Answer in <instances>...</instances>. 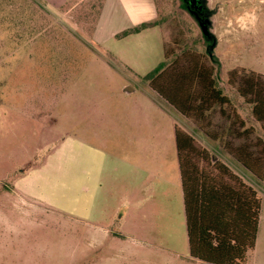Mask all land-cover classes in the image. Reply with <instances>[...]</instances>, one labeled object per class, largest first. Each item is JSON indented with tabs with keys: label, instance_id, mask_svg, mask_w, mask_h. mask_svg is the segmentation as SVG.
Instances as JSON below:
<instances>
[{
	"label": "crops",
	"instance_id": "0c3cea01",
	"mask_svg": "<svg viewBox=\"0 0 264 264\" xmlns=\"http://www.w3.org/2000/svg\"><path fill=\"white\" fill-rule=\"evenodd\" d=\"M98 1L2 0L7 3L1 14L2 34L7 37L0 42H16L17 51L32 52L36 37L47 35L51 52L48 74L43 77L23 71L34 64L32 54L25 55L28 60L25 56L0 60L1 71L9 72L0 78V119L10 120L15 128L11 139L0 141V226L14 230L15 235L2 242L18 244L14 252L21 264L28 252L24 245L34 250L31 244L37 240L38 230L49 237L57 224L68 238L71 226L79 227L81 245L71 255L77 264H117L119 259L131 264L134 254L129 255L127 248L137 250L140 264H148L153 252L177 262L182 258V230L187 238V226L176 145L178 125L174 124L173 132L177 160L171 165L162 160L149 171H137L131 165L119 173L113 158L81 135L64 137L50 148L48 132L65 128L73 114L80 116L81 125L87 122L81 104L78 113L72 110L73 99L83 96L76 90L81 88L83 62L72 59L73 50H80H72L73 30L82 33L91 48L113 54L139 77H146L165 60L156 0H101L97 5ZM96 11L92 22L84 23ZM25 12L31 15L25 16ZM143 24L149 26L121 36ZM152 58H157L154 65L149 64ZM150 65L153 70L142 72ZM41 81L47 84L45 88L38 86ZM123 88L125 94L130 92L128 86ZM148 101L152 103L150 97ZM37 126L47 133H42V142L37 140ZM172 223L177 229L169 236ZM112 225L119 231L112 230ZM132 226L142 228L140 235Z\"/></svg>",
	"mask_w": 264,
	"mask_h": 264
},
{
	"label": "rangeland",
	"instance_id": "374dc122",
	"mask_svg": "<svg viewBox=\"0 0 264 264\" xmlns=\"http://www.w3.org/2000/svg\"><path fill=\"white\" fill-rule=\"evenodd\" d=\"M206 2L208 8L214 11L211 32L217 39L214 51L222 65L220 71L208 54V43L198 22L183 9L181 1L155 2L160 13L158 23L163 28L166 52V66L163 70L165 76L158 84L164 85L172 92L176 88L185 89L183 97L187 94L192 96L189 101L190 116H185L164 99L152 88L151 81L146 77L135 75L113 54L99 48H91L86 44L87 38L73 30L72 50L75 47L80 50H73L72 59L83 62L81 76L79 75L82 84L80 90L79 88L76 90L83 96L80 99H73L72 110L78 113V106L81 104V109L86 111L87 122L81 125L80 116L73 114L72 122L65 128L48 132L51 139L50 148L56 147L64 137L81 135L97 143L109 154L116 163L119 173L127 171L131 165L135 166L137 171H149L156 168L155 165H159L162 160L169 165L177 160L173 132L174 124L178 125L180 130L194 138L200 149L208 153L206 159L201 158L199 154L194 157L199 169L206 170L212 178H223L222 180L232 185L234 181L226 176L222 177L219 173L220 166H225L242 183L257 192L262 202L260 230L257 247L249 254L247 264H264V181H259L242 163L261 169L264 163V122L259 121L253 113L254 105L250 98L254 92L249 94L248 98H244L240 93V89L249 88L246 79L254 82L258 80L264 87V0H206ZM100 3L101 0L96 4ZM6 5L7 3L0 0V40L6 36L2 34L1 20V14L6 12ZM97 5H94L95 10ZM96 13L97 11L92 17L86 18L84 23L86 20L92 22ZM29 14L31 15L28 12L25 16ZM24 21L29 22L27 19ZM106 22L105 18L104 24ZM20 25L23 26L22 23ZM46 36L36 37L32 52H28V49L17 51L16 42L15 44L8 41L0 42V60L21 59L32 54L34 61L32 59L31 61L34 62V66L24 67L23 71L40 77L45 76L48 74V59L51 54L48 51ZM148 55L154 57L150 53ZM23 59L30 58L25 56ZM154 59L149 60V64L154 65ZM151 65L142 72L153 70L154 66ZM9 69L11 68H7ZM139 71L141 72V69ZM199 71L208 73L207 78L212 81V85L209 80L197 79ZM7 74L9 72L4 73L0 69V78ZM38 86L42 89L47 84L41 81ZM124 86H128L129 94L124 93ZM212 87L227 99L226 103L210 96ZM149 97L152 103L148 101ZM161 107L171 114L162 111ZM36 131L37 140L42 142L44 138L41 137L42 126L39 129L37 126ZM14 133L15 128L11 121L3 122L0 119V141L11 139ZM43 134L47 135L46 132ZM34 139L36 140L35 137ZM136 220L140 224L142 217ZM132 227L135 233L140 235L142 228ZM172 228L174 223L167 230L169 236L177 229ZM111 229L119 231L117 226L112 225ZM78 231L79 227L72 225V234L68 238L61 225L57 224L53 231L50 230L48 237L47 232L39 229L37 240L31 244L34 250L27 244L24 245V252H28L22 264H77L71 255L81 245ZM11 234L15 235L14 230L10 231L0 226V264H21L14 252L18 244L2 242L4 237ZM182 239L183 243L180 244L182 258L179 262L153 252L150 254L148 264H194L190 259L188 237L186 238L184 230ZM127 251L129 255L134 254L131 264H140L141 259L137 250L127 248ZM134 257L137 259L134 260ZM117 264H124V261L119 259Z\"/></svg>",
	"mask_w": 264,
	"mask_h": 264
},
{
	"label": "trees",
	"instance_id": "16d2710c",
	"mask_svg": "<svg viewBox=\"0 0 264 264\" xmlns=\"http://www.w3.org/2000/svg\"><path fill=\"white\" fill-rule=\"evenodd\" d=\"M182 7L186 9L184 5ZM148 26L149 24H143L123 32L121 36L138 33ZM213 39L212 43H217L214 34ZM208 47V54L220 71L221 62L215 51L211 49V44ZM165 61L151 71L146 79L151 81L155 91L188 117L191 114L189 101L192 96L187 94L183 97L185 93L183 88H176L172 92L164 85L158 84V81L165 76L163 72L166 66ZM207 75L208 73L199 71L197 79L209 80L212 85ZM245 82L249 88L240 89V93L244 98H248V95L254 92L250 98V102L254 105L253 113L259 121L264 122V87L258 80L254 82L246 79ZM210 96L219 102H227V99L214 88ZM176 145L182 177L190 257L204 264H247L249 254L255 250L259 233L262 202L257 192L242 183L225 166H220L219 173L222 177L226 176L234 181L232 185L222 180L223 178H212L206 170L199 169L194 162V157L199 154L201 158L206 159L207 151L200 149L191 135L178 128L176 129ZM242 163L259 181H264V163L261 169Z\"/></svg>",
	"mask_w": 264,
	"mask_h": 264
},
{
	"label": "flooded vegetation",
	"instance_id": "af4514ba",
	"mask_svg": "<svg viewBox=\"0 0 264 264\" xmlns=\"http://www.w3.org/2000/svg\"><path fill=\"white\" fill-rule=\"evenodd\" d=\"M180 1L182 3V6L184 5L186 7L185 10L187 12H189V9H190L191 11L195 13V15L194 16L192 15V16L195 18L197 22L199 20L204 21L208 17L211 20L212 16L214 15V13H212L214 11L208 8L206 0H180ZM210 30H211V27H210ZM211 35H212L211 40H207L208 45H210L214 40L212 32H211Z\"/></svg>",
	"mask_w": 264,
	"mask_h": 264
},
{
	"label": "water",
	"instance_id": "95a60500",
	"mask_svg": "<svg viewBox=\"0 0 264 264\" xmlns=\"http://www.w3.org/2000/svg\"><path fill=\"white\" fill-rule=\"evenodd\" d=\"M189 12H190L191 15H193V16L195 15V13L193 11H191L190 9H189ZM198 22H199V26H200V28L202 30V33H203L205 39L206 40H211V38H212L211 36L212 35H211L210 27H211L212 23H211L210 18L208 17L204 21H200L199 20ZM216 47H217V43L216 42L211 43V49L212 50H215Z\"/></svg>",
	"mask_w": 264,
	"mask_h": 264
}]
</instances>
